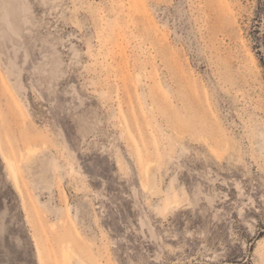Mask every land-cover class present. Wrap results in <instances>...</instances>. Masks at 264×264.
I'll list each match as a JSON object with an SVG mask.
<instances>
[{"label": "rangeland", "instance_id": "obj_1", "mask_svg": "<svg viewBox=\"0 0 264 264\" xmlns=\"http://www.w3.org/2000/svg\"><path fill=\"white\" fill-rule=\"evenodd\" d=\"M0 264H264V0H0Z\"/></svg>", "mask_w": 264, "mask_h": 264}, {"label": "bare ground", "instance_id": "obj_2", "mask_svg": "<svg viewBox=\"0 0 264 264\" xmlns=\"http://www.w3.org/2000/svg\"><path fill=\"white\" fill-rule=\"evenodd\" d=\"M9 163H10L11 170L15 173V169H14V166H13L12 162H9ZM14 176H16V174ZM16 177H15V179L17 180ZM70 259H71V255L70 254H67V252H66L65 262L67 263Z\"/></svg>", "mask_w": 264, "mask_h": 264}]
</instances>
